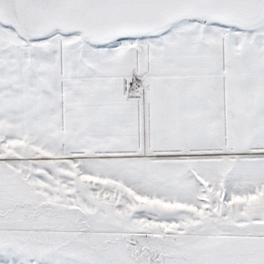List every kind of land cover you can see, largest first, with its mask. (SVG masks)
<instances>
[{
	"label": "snow or ice",
	"instance_id": "obj_1",
	"mask_svg": "<svg viewBox=\"0 0 264 264\" xmlns=\"http://www.w3.org/2000/svg\"><path fill=\"white\" fill-rule=\"evenodd\" d=\"M0 264H264V0H0Z\"/></svg>",
	"mask_w": 264,
	"mask_h": 264
}]
</instances>
